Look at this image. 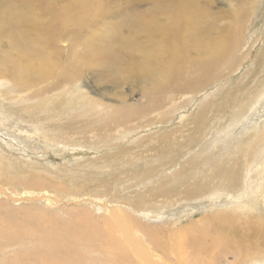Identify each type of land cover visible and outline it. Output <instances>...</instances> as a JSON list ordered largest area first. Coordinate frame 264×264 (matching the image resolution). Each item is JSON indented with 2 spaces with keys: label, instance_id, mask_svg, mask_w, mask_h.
<instances>
[{
  "label": "rangeland",
  "instance_id": "1",
  "mask_svg": "<svg viewBox=\"0 0 264 264\" xmlns=\"http://www.w3.org/2000/svg\"><path fill=\"white\" fill-rule=\"evenodd\" d=\"M71 1L30 8L0 0V58L10 62L26 48L57 67L46 77L0 80V264H143L124 246L129 229L124 257L103 233L116 210L135 223L144 251L168 264L199 253L196 233L208 217L264 219V0H196L188 13L178 0H95L105 20L84 32L62 27ZM225 32L235 48L195 91L159 92L150 74L130 71L124 53L156 54L157 70L175 53L204 56ZM73 42L90 65L67 79ZM95 56L105 60L92 65ZM217 229L209 223L206 231ZM86 231L95 239L85 241Z\"/></svg>",
  "mask_w": 264,
  "mask_h": 264
},
{
  "label": "bare ground",
  "instance_id": "2",
  "mask_svg": "<svg viewBox=\"0 0 264 264\" xmlns=\"http://www.w3.org/2000/svg\"><path fill=\"white\" fill-rule=\"evenodd\" d=\"M15 1L21 2L24 5H27L25 7L29 6L30 8H34L30 4H32L35 0H15ZM132 1L135 4H137L141 0H132ZM195 2H196V0H178V9L184 13H188L191 11V8L193 7V4ZM23 4H21V5H23ZM14 9H16V8H14ZM61 9H62L61 10L62 11L61 12L62 13L61 24H62V27L64 28V30H66L67 27L72 26V27L78 28L80 30V32H84V31H88V30L95 31L96 30V28H95L96 24L105 18V16H102V15H104L105 12L107 11V9L105 7H103V4H101L99 2L96 3L95 0L94 1L93 0H74V1H71L70 7L61 8ZM11 10H13V9H11ZM26 11H29V10H27V8H26ZM30 11H32V10H30ZM13 12H14V10H13ZM56 21H58V19ZM1 22H0V24H1ZM2 24H1L0 28H2ZM70 29H72V28H70ZM0 32H2V29L0 30ZM237 32H239V31H237ZM93 35H95V34H93ZM2 37H3V34H2ZM17 37H19V36H17ZM234 37L235 36H233V38ZM11 38H13V36H11ZM10 40H12V39H10ZM18 40L20 41L21 39H18ZM14 41H15V39H14ZM0 43H1V41H0ZM11 43H13V42H11ZM16 43L18 44V42H15L14 45ZM26 44H28V43H26ZM73 44H75V43L73 42ZM217 46L218 47H215V48L208 50L204 54V56H198L197 58L190 59V60L184 59L183 56L180 55L179 53H175L173 55V57L171 58V60L169 61V63L164 68H159L157 70H156V63L154 61V58L157 57L156 54L149 55L148 53H146L145 56H143V57L139 58V60H137L131 56V53H128V52H130L129 49H128V52L125 51L124 53L131 57L130 64H133V65L131 66L130 71L141 72V73L146 72V73L150 74L151 75L150 76L151 77L150 82H152L153 86H155V88H157L159 92L163 91L164 93H168V92L173 91V93H175V92L179 93V92L195 91V90L201 89L206 84V82L210 79V77H212L215 74L214 71L218 72L219 68L224 67L226 65L225 59L229 56V53L231 52V50H233L235 48L234 43H232V41H231L230 34L225 32V34L222 35V37H221V44L219 43V44H217ZM14 48H16V47H14ZM19 48H16L17 49L16 52L19 51L18 50ZM75 48H76V44L72 48V51L70 54L69 65L66 66L63 73L61 72L62 75L64 77H66L67 79H71V78L77 79V77L74 76L73 74L77 73L79 75L81 66L84 67V66L90 65L85 60V58H80L77 56V54H76L77 51L75 50ZM25 49L26 48H23V51L20 52V54L18 52L19 55L15 56V58H12L10 62H9L10 59L8 60V58L5 59V60H8L7 62L0 58V60H1L0 61L1 62L0 63V78L2 77V79H0V80H4V81L9 82V83H11V82L12 83H14V82L19 83L20 81L24 80L27 76L32 75V74H27V73H36L37 72L38 74L44 75L46 77V75L53 73L54 69L57 68L56 65L54 64V62L52 61L51 57L48 54L44 55V56L42 55L41 57H39V55H38L39 58L34 59L32 53L31 52L26 53ZM42 49H43V47H42ZM12 52H14V51H12ZM141 53L143 54V53H145V51H141ZM11 57L12 56H10L9 58H11ZM145 58H149V64L147 66L139 67V66L135 65L137 62H140V63H143V61L145 62V60H146ZM24 59L26 60V62ZM103 60H105V59H103V58H99V59L97 58L96 59V56H95L94 59H90L88 61L92 65H95L99 62H102ZM150 60H152L153 63H151ZM5 63L7 65L9 64L8 67L11 65L14 68L13 72H11L12 74L8 73L9 77H6V76H8V75H6L7 71L4 70V67H5L4 64ZM227 66H228V63H227ZM58 69H60V68H58ZM17 74L19 75V77H17ZM53 74H55V73H53ZM18 78H19V80H18ZM156 101L157 100L152 101V104L147 105V108L151 107V106H156L157 105ZM123 109L128 114L136 112V109L133 106L126 105V103L123 104ZM131 116H132V114H131ZM122 117H123V115H122ZM37 181H39V180H37ZM119 213H122V212H119L118 210L113 211L110 215L109 221H105L104 226H105L106 230L102 229L103 233L105 232L106 236L108 235L107 237H109V241L111 243H113L112 244L113 245L112 250H115V252L118 251L120 255H123V257L127 256L125 253H122L120 251V240L122 239L121 235H122L123 230L129 229L133 234L130 237V239H131L130 245H128L123 239L122 240H123L124 246L126 248L131 247V249L134 250V253L136 254V258L140 262H142L143 264H168L166 259L163 258L164 261L163 260H159V261L154 260L152 253H150L149 251H144V244L141 242L140 238L136 235L138 233V232H136L137 226L135 225V223L132 224V222H131L132 220L129 221L130 218L127 219L126 215L123 216L122 214H119ZM79 217H81V214ZM82 217H83V215H82ZM91 221H93V220H91ZM204 222L206 223V224L204 223L205 225H202V223H199V225L201 224V226H199V229H197L198 232L196 233V238H195L196 240H198V249L197 250H199V253H198V251H194V256L191 259L190 258H184L181 255V257H179L180 259H178L179 264H221L222 260L224 258H227L229 255H233V258L235 257V261L232 262L231 264H247L249 262H252V263L257 262L259 259L264 260V219L263 218H259V217L249 218L246 216L245 218L242 219V221H238L236 218H234L232 216L225 215V214H222V215L218 214V215L213 216V217H208ZM81 223H83V222H81ZM85 223H87V220ZM209 223L213 224L218 229L213 233H207L206 230H207V225ZM88 226L90 227L91 225H88ZM92 226H93V228L97 227L96 225H95V227H94V225H92ZM82 227L84 229L85 226H82ZM194 227H196V226H194ZM194 227L192 229H194ZM86 228H88V227H86ZM96 229H98V227ZM84 230H82L80 227L76 226V228L74 230L75 231L74 232L75 238L76 239L78 238V240L83 239L82 236H83ZM146 230L148 231V229H146ZM195 230H196V228H195ZM98 231H97L96 235L100 234ZM193 232H196V231L193 230ZM86 234H88V236L85 238V241L87 238H92L95 236L94 231H89V232L86 231ZM94 239H95V237H94ZM193 239H194V237H193ZM98 240H96V241H98ZM104 240H106V238ZM93 242H95V241H93ZM205 243H207V244L205 245ZM103 245H105V244H103ZM174 250H175V248L173 249V251ZM173 256H174V254H173ZM176 261H177V259H176ZM224 261H225V259H224Z\"/></svg>",
  "mask_w": 264,
  "mask_h": 264
}]
</instances>
